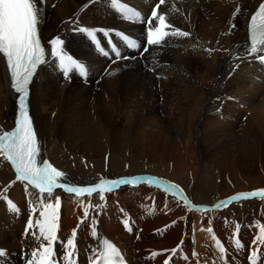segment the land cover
<instances>
[{"label":"bare ground","instance_id":"1","mask_svg":"<svg viewBox=\"0 0 264 264\" xmlns=\"http://www.w3.org/2000/svg\"><path fill=\"white\" fill-rule=\"evenodd\" d=\"M258 1L168 0L166 22L190 35L169 36L166 49L143 59L109 63L105 55L94 52L92 41L81 31L87 28L99 35L103 29L130 27L113 18L108 0H43L41 38L47 43L54 35L61 37L65 52L84 64L87 72L81 75L72 70L65 75L58 59L48 55L35 74L27 106L39 143L38 159L49 160L48 146L58 140L73 153L91 158L115 151L155 163L175 160L177 173L183 172L187 164L195 166L197 159L218 164L222 191L207 203L209 211L239 193L264 189V79L256 56L245 43V20ZM83 77L86 81L81 80ZM18 98L10 89L4 62H0V132L15 126ZM54 163L66 173L67 181L90 186L86 170ZM131 177H141L139 182L158 178L162 183L154 182L158 191L144 188L135 192L127 190L128 184H119L112 192L104 193L101 209L92 210L83 221L88 195L77 197L57 189L51 201L45 199L54 202L59 197L58 240L66 242L76 230L77 258L91 257L100 236L106 235L118 243L132 264L180 263L184 254L181 251L195 252L198 244L215 235L226 243L232 241L231 235L243 238L247 225L251 226L244 240L247 247L253 251L264 249V244L254 243L259 225L264 224V214L249 224L239 217L231 222L215 219L214 215L196 222L193 203L189 200L190 204L185 205L181 199L182 194L188 200L189 189L177 178L180 176L172 182L165 175L138 168L123 172L106 168L101 174L105 180ZM171 184L178 188L165 191ZM149 194L150 205L143 200ZM6 199L15 201L19 211L26 201L29 213L36 208L34 221L39 219L33 191L16 181L10 163L0 158V249L6 252L0 264H14L16 252L27 255L38 247L31 234L36 231L38 235V227L27 234L22 230L19 236L17 223L11 221L14 212L7 209ZM124 207L134 219L140 218L136 220L140 229H134L136 237L124 229ZM93 217L97 221L96 236L91 230ZM154 252L158 254L153 257ZM196 254H201L199 248Z\"/></svg>","mask_w":264,"mask_h":264},{"label":"snow or ice","instance_id":"2","mask_svg":"<svg viewBox=\"0 0 264 264\" xmlns=\"http://www.w3.org/2000/svg\"><path fill=\"white\" fill-rule=\"evenodd\" d=\"M43 0H0V62L6 64V69L10 75L11 87L19 94L18 105L19 114L15 121V126L11 131L0 132V158L9 162L14 169L16 181L25 182V188L29 187L36 190V199L39 206V219L35 221L29 219L26 225V234L34 227H38V235L36 231H32L33 238L38 241V247L30 253V258L26 260V264H77L75 257L77 256V247L75 244L76 230H73L70 238L66 242L58 240L59 231V209L61 202L59 197L54 202H45V199L51 201L54 192L62 189L69 194L82 197L87 194L89 197L94 193L100 195V199H104V193L112 192L119 184H136L141 181V177L121 178L118 180L101 179L99 183L91 186H76L67 181L66 173L53 166L46 159H38L40 156V148L36 132L34 130L31 116L27 106L29 96V85L33 81L38 68L46 63V48L42 43L38 25L40 24V6ZM113 6L118 9L123 18L129 21H142L148 25L147 28V44L149 46H162L169 36L188 37L189 32L173 28L166 22L165 14H160L157 10L161 5L165 4V0H159L155 4L150 13L149 18H142L138 12L129 8L127 5L120 3L119 0H112ZM238 14V10L234 12ZM167 29H171L168 31ZM90 40L96 44L97 31L87 28L81 29ZM104 35L108 33L105 30ZM250 46L248 51L264 62V3L259 6L258 11L250 17ZM122 39L131 48H137L138 44L124 34ZM48 54L55 57L59 61V67L63 73L67 75L72 70H78L81 75H86V67L81 62L68 55L64 48V41L59 37L51 39L49 42ZM99 51L107 55L101 47ZM145 51L147 49L145 48ZM211 51V50H209ZM119 56V53H116ZM63 180V182H62ZM15 181H13L14 183ZM146 182L162 183L158 178L148 177ZM178 186L171 184L165 187V191L172 192ZM261 197L264 198V189L249 193H239L229 200L249 199ZM181 199L185 205L190 202L181 194ZM225 201H221L215 205V208L225 206ZM10 210L18 212V207L8 201ZM89 206H85L83 221L89 217ZM193 208L196 206L193 205ZM32 211L35 213L36 208ZM96 223L93 217L91 219L92 235L96 236ZM128 225V221H124ZM175 223V222H173ZM240 225L236 224V233L239 232ZM131 231V228H129ZM209 232L212 229H208ZM264 244V224L259 225V235L254 238V243ZM237 250L243 245L237 238L234 241ZM60 245L61 255L57 257L54 245ZM217 247L223 253L225 248L217 239ZM175 253L176 249L170 250ZM158 253H153V257ZM195 254V253H194ZM6 255V252L0 249V257ZM258 251H252L250 254L251 264H257ZM90 264H123V258L119 249L107 239L103 240L102 250L96 252L89 258ZM165 264H168L166 261Z\"/></svg>","mask_w":264,"mask_h":264},{"label":"rangeland","instance_id":"3","mask_svg":"<svg viewBox=\"0 0 264 264\" xmlns=\"http://www.w3.org/2000/svg\"><path fill=\"white\" fill-rule=\"evenodd\" d=\"M59 143L60 142L56 140V143L54 141V143L53 142L51 143L50 147L48 146V151H47L48 156L63 168H72V169L79 168L86 170L87 172L86 179L88 181H94L99 178L101 179L102 171L105 170L106 168L107 169L111 168L114 171H118V172L128 171L130 170V168H136V169L138 168V169L152 170L156 173H159V175L161 174V176L164 175L168 176L171 181H174L175 179L179 178L184 184V186L187 189H189L188 196L191 198L192 202L197 207L196 208L197 214L195 217L196 222H200V221L202 222L204 219H206V217H203L202 219L200 215H198L199 211L201 212L206 211V215L208 216L211 214L210 211L203 208L204 207L203 205L210 203V200H212V198L213 199L216 198L222 191L221 190L222 176L219 170L220 167L218 164H212V163L210 164V162L208 161L202 162L201 160L197 159V164L195 166H190L189 164H187V166L188 165L189 166L188 167L186 166L185 168L186 170L184 169L185 172L184 171L181 172L183 174L182 175L181 173H177L174 169L176 166L175 160L171 161L170 159L169 160L166 159L165 161H162V163L161 162L155 163L152 160L149 161L147 158H138L134 156L132 153L129 155H120L115 151H112L110 155H105V157L91 158L86 156L84 153L83 154H81L80 152L73 153L72 151H70V149H68V147L64 146L62 143L60 144ZM175 194L179 195L178 193ZM102 203L103 200L101 201L99 196L90 198L86 203V206L90 205L89 213L92 212V210L94 211L100 210ZM263 210H264V198L261 197H255L249 199L241 198L235 200L234 202H231L229 205L225 204L224 209L218 208L215 215H223L231 218L234 217L236 218L237 216L240 215L245 220L252 221L257 217L258 214L260 215V213H262ZM202 243L203 241L197 245V249L194 252L195 256L193 255L194 258L192 260L196 259L197 257L202 258L201 254L200 255L196 254L199 248L200 252L203 255V258L210 259L214 264H222V259L220 258L221 254L215 251L214 249H212L207 244L205 245ZM182 252L187 253L189 252V250L181 251V253ZM198 263L201 264L200 259L197 261L196 264Z\"/></svg>","mask_w":264,"mask_h":264}]
</instances>
